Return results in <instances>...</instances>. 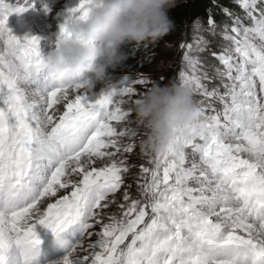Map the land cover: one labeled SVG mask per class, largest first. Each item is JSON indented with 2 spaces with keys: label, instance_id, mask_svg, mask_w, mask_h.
Masks as SVG:
<instances>
[{
  "label": "snow or ice",
  "instance_id": "obj_1",
  "mask_svg": "<svg viewBox=\"0 0 264 264\" xmlns=\"http://www.w3.org/2000/svg\"><path fill=\"white\" fill-rule=\"evenodd\" d=\"M234 3L245 15L224 9L232 24L220 33L221 51L211 52L219 67L209 72L200 56L211 43L202 33L217 35L211 13L207 29L195 22L193 42L180 45L182 67L173 79L201 97L194 103L205 117L204 134L194 141L179 135L163 153L141 152L152 167L140 166L133 196L126 177L135 165L124 154L145 134L139 124L119 131L116 125L132 123V108L122 105L148 89L134 85L154 81L125 77L92 94L81 78L47 63L40 37L19 38L7 27L8 16L33 0L16 7L0 0V264H40L36 225L66 250L57 264H264V0ZM101 5L79 0L68 9L51 46L72 38L70 26ZM214 79L220 86L209 89ZM122 188L119 215L104 223ZM94 224L97 233L89 231ZM66 232L75 242L64 239ZM93 234L98 239L87 254L76 255Z\"/></svg>",
  "mask_w": 264,
  "mask_h": 264
},
{
  "label": "clouds",
  "instance_id": "obj_2",
  "mask_svg": "<svg viewBox=\"0 0 264 264\" xmlns=\"http://www.w3.org/2000/svg\"><path fill=\"white\" fill-rule=\"evenodd\" d=\"M181 2L184 0H102L85 21L70 26L72 38L52 47L47 63L69 78L91 73L95 81L103 82L121 45L156 42L174 29L169 13ZM83 81L91 90L92 80ZM132 111L145 134L140 151L149 155L163 153L179 135L194 141L204 134L205 117L194 103L191 89L174 82L153 83L137 98Z\"/></svg>",
  "mask_w": 264,
  "mask_h": 264
},
{
  "label": "rangeland",
  "instance_id": "obj_3",
  "mask_svg": "<svg viewBox=\"0 0 264 264\" xmlns=\"http://www.w3.org/2000/svg\"><path fill=\"white\" fill-rule=\"evenodd\" d=\"M6 3H10L13 7L21 6L24 3V0H5ZM79 3V0H33V6L27 8L26 18L23 16L19 18L16 13H12L7 18V27L11 30L12 34L16 35L19 38L25 36L28 37H40L41 38V47L45 55L51 50L52 46L49 42V38H54L55 34L59 31V25L63 22L64 17L68 14V9L75 7ZM237 5V4H236ZM238 6V5H237ZM239 7V6H238ZM47 9V10H46ZM240 11H242L240 9ZM244 12L240 14H234V16L244 17ZM228 20L216 23L217 25V35L211 36L206 31L202 34L207 38L211 43L208 51H205L200 54L201 59L205 62V69L209 72L212 71L211 66H220L219 62L211 55V52L219 53L221 51V46L226 42L222 39L220 33L222 32L225 25L231 26L232 17L225 15ZM208 18H202L196 20L203 25L204 29H207ZM194 22V23H195ZM194 23L187 28H179L174 25V29L166 35L164 38L156 41H146L138 46L133 45L132 43H125L121 45L118 50L117 58L111 66L106 69L107 79L103 82H97L92 77L91 73H85L81 80L89 79L92 80V88L90 92L96 96H99L104 91H107L109 85L119 84V82L127 77L129 80L139 79L141 77L151 78L154 83L160 82L167 84L169 82H174L178 84L177 80L173 78L177 76L182 67V59L184 55V50L181 49V43H192L194 35H197L194 29ZM244 23L250 24L251 21L245 19ZM98 63L101 61H97ZM190 71V70H188ZM160 77H164L161 82ZM149 85H140L136 84L134 87L138 92H144L146 88L151 87ZM220 81L218 79L212 80L208 83L209 89L213 87H219ZM220 91L223 92V88H220ZM139 96L135 97L138 98ZM125 100L130 98L124 97ZM194 100H199L201 97L193 95ZM212 106L217 110L221 111L223 105L218 100L211 101ZM133 104L125 103L122 105L124 109L132 108ZM60 112L64 110L63 104L58 106ZM207 116H212L214 113L209 110L206 113ZM132 123L130 125L117 124V130L130 126L137 127L135 122L134 113L131 118ZM115 124V122H113ZM139 133L143 134L144 130L142 126L138 128ZM144 135L138 136L136 138L137 147L131 154H124L127 157L128 163L130 165H135L131 169V172L126 177V184H132L131 194L133 196L137 195L135 177L139 172L140 166L152 167L148 163L149 156H142L139 141L143 139ZM123 143H128L129 138L125 137L122 140ZM190 152V149L188 150ZM124 158L123 156H117V159ZM69 190H61L58 193V196L68 194ZM122 193L123 188L120 193L116 194L117 204H113L110 208L105 210V215L103 217V222H108V215L115 213L119 215L118 203H122ZM57 197L51 198L48 201H45L41 205V209L46 208L47 202H55ZM101 230L99 224H94L93 228L89 229L92 233H97ZM36 231L41 239L42 243L40 245L41 255H40V264H57L62 258L66 255V250L62 248L57 242L55 236L51 233L50 230L44 228L41 225H36ZM76 236L71 232H66L64 234V239L68 240L70 243L75 242ZM98 239V236L93 234L88 237L85 236L83 248L78 249L76 255L83 256L87 254L88 245L92 242H95Z\"/></svg>",
  "mask_w": 264,
  "mask_h": 264
},
{
  "label": "trees",
  "instance_id": "obj_4",
  "mask_svg": "<svg viewBox=\"0 0 264 264\" xmlns=\"http://www.w3.org/2000/svg\"><path fill=\"white\" fill-rule=\"evenodd\" d=\"M224 9L233 14L242 12L234 0H184L171 9L169 14L174 20V25L182 29L189 27L196 20L209 18L210 13L217 23L227 21Z\"/></svg>",
  "mask_w": 264,
  "mask_h": 264
},
{
  "label": "bare ground",
  "instance_id": "obj_5",
  "mask_svg": "<svg viewBox=\"0 0 264 264\" xmlns=\"http://www.w3.org/2000/svg\"><path fill=\"white\" fill-rule=\"evenodd\" d=\"M25 13H26V11H25V12H23V13L17 14V15L19 16V18H22L23 16H25V19H27V18H26V14H25Z\"/></svg>",
  "mask_w": 264,
  "mask_h": 264
}]
</instances>
